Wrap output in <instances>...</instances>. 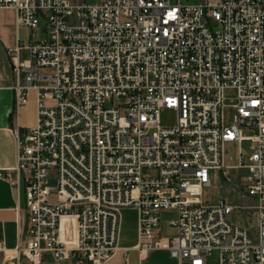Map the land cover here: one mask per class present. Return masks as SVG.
Returning <instances> with one entry per match:
<instances>
[{"label": "built area", "instance_id": "2783aa9c", "mask_svg": "<svg viewBox=\"0 0 264 264\" xmlns=\"http://www.w3.org/2000/svg\"><path fill=\"white\" fill-rule=\"evenodd\" d=\"M16 27L41 28L6 49L16 113L36 99L32 127L12 128L17 154L0 170L24 185L17 260L106 264L123 208L137 214L135 248L177 264H264V0H0ZM236 91L224 125V90ZM112 102L107 104L108 102ZM51 102L52 105H48ZM171 109L175 123L160 124ZM245 130L250 133H245ZM249 142V153L241 147ZM235 163L224 164L226 146ZM246 168L241 207L204 202L209 170ZM252 209L254 227L230 218ZM175 234L159 235L160 213ZM62 217L75 221L71 241ZM3 248V247H2Z\"/></svg>", "mask_w": 264, "mask_h": 264}, {"label": "crops", "instance_id": "0c3cea01", "mask_svg": "<svg viewBox=\"0 0 264 264\" xmlns=\"http://www.w3.org/2000/svg\"><path fill=\"white\" fill-rule=\"evenodd\" d=\"M23 27H16L15 14L11 8H0V170H9L12 178L16 173L13 169L16 163L17 144L12 128L17 124L21 129L32 127L36 122V99L33 91L29 93L27 103L21 106L16 113L14 107L13 85L15 83L6 49L16 45L17 40H32L42 32L41 28L27 29L26 39L23 37ZM24 185L20 176L18 187H13L9 181L0 177V264H31L15 257L14 248L22 239V226L25 213ZM160 213L159 235L169 239L162 232L172 230L168 222L162 224ZM174 213V212H168ZM127 214H134V219L126 222ZM175 214V213H174ZM62 232V231H61ZM63 234V232H62ZM64 235V234H63ZM137 242V214L133 208L121 210V220L118 235L119 249L106 264H162L158 253L164 249H151L140 253L136 248ZM3 247V248H2ZM166 250V249H165ZM167 251V250H166ZM170 256V255H169ZM40 264H54L48 252L41 254Z\"/></svg>", "mask_w": 264, "mask_h": 264}, {"label": "rangeland", "instance_id": "374dc122", "mask_svg": "<svg viewBox=\"0 0 264 264\" xmlns=\"http://www.w3.org/2000/svg\"><path fill=\"white\" fill-rule=\"evenodd\" d=\"M213 1V0H211ZM172 3H175L176 0H171ZM199 0H180L181 4L197 3ZM27 29H24L23 37H27ZM225 96V108H224V125L227 126L232 123V117L234 114V109L231 105L234 103V96L236 94L235 89L227 88L223 92ZM112 103L111 101L107 104ZM48 105H52L51 102H47ZM176 115L175 112L171 109H163L160 112V124L162 126H170L175 123ZM245 133H250V131L245 130ZM240 147L246 152L249 153V142H242ZM235 154L236 147L233 145L226 146V152L224 156V164H233L235 163ZM228 175L230 176V182H226L224 177L221 175V170L210 169L208 174L210 178L209 186L203 190V199L205 203L215 204L220 198H224L226 201L239 205L241 207L247 205H253L255 203V198L249 196L246 191H242V183L244 178L248 175V170L246 168H230L228 169ZM175 217L174 213H163L161 215L162 224L166 227V223ZM230 218L236 223L247 226L254 227L255 225V216L252 209H234ZM126 222H130L134 219V214H127L125 217ZM167 228V227H166ZM61 231L66 236L68 240H72L75 237V221L72 217H63L61 220ZM164 235L171 237L175 234L170 229H165L162 232ZM158 259L162 264H177V260L169 256L168 251L161 250L158 253ZM218 259L217 251H213L210 256L207 257V264H216Z\"/></svg>", "mask_w": 264, "mask_h": 264}, {"label": "bare ground", "instance_id": "6f19581e", "mask_svg": "<svg viewBox=\"0 0 264 264\" xmlns=\"http://www.w3.org/2000/svg\"><path fill=\"white\" fill-rule=\"evenodd\" d=\"M63 218V217H62Z\"/></svg>", "mask_w": 264, "mask_h": 264}]
</instances>
